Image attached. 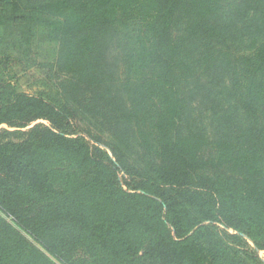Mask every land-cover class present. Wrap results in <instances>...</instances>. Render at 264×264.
<instances>
[{
    "label": "trees",
    "instance_id": "obj_1",
    "mask_svg": "<svg viewBox=\"0 0 264 264\" xmlns=\"http://www.w3.org/2000/svg\"><path fill=\"white\" fill-rule=\"evenodd\" d=\"M222 10L223 0H0V264H248L232 241L244 235L264 249V29L217 70L243 123L209 137L183 87L189 51ZM40 34L59 37L66 91L104 80L106 112L121 119L112 154L79 132L62 96L20 90L14 54ZM112 46L117 98L104 79Z\"/></svg>",
    "mask_w": 264,
    "mask_h": 264
},
{
    "label": "rangeland",
    "instance_id": "obj_2",
    "mask_svg": "<svg viewBox=\"0 0 264 264\" xmlns=\"http://www.w3.org/2000/svg\"><path fill=\"white\" fill-rule=\"evenodd\" d=\"M223 0V10L220 15L207 26V34H204L189 51L187 62L182 76L188 80L183 83L184 91L190 100V115L194 125L201 128L209 137L229 128L237 126L245 121V114L235 97L230 94V78L227 72H221L217 76L218 68L228 59H234L241 54L252 51L251 34L264 29V0ZM182 33V30L179 29ZM60 40L58 36L40 34L30 43L26 49L14 54V67L20 73V90L26 93L41 94L52 99L62 96L64 102L78 111L75 123L78 124L80 133L85 134L92 142L101 145L109 154L114 131L118 127L120 114L118 112L107 114V103L111 96L106 93L99 94L105 85L104 80H90L82 89L84 95L78 97L73 93L74 85L70 84L67 91L64 88L66 79L71 71L58 69V48ZM108 65L104 79L111 84L112 95L117 98L118 83L121 82L122 69L116 63L121 59L119 49L112 46L107 51ZM227 66V64H226ZM111 68L114 72V80H109L108 72ZM219 71H223L219 68ZM200 79L201 83H196ZM65 90V92H64ZM105 97V98H104ZM116 107V103L113 108ZM103 111V112H102ZM115 158V157H114ZM124 171H120L119 177L123 181ZM222 227L225 228L224 225ZM231 233L235 231L228 228ZM32 241L35 239L30 236ZM246 243L232 239L242 249H247L244 255L248 264H264V249L258 248L255 243L244 235ZM37 243V242H35ZM246 247V248H243Z\"/></svg>",
    "mask_w": 264,
    "mask_h": 264
}]
</instances>
